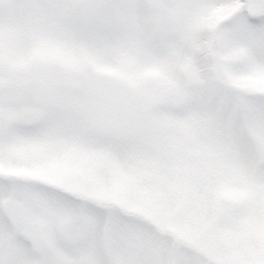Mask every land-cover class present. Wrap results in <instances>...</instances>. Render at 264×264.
<instances>
[{
  "label": "snow or ice",
  "instance_id": "6c2138e0",
  "mask_svg": "<svg viewBox=\"0 0 264 264\" xmlns=\"http://www.w3.org/2000/svg\"><path fill=\"white\" fill-rule=\"evenodd\" d=\"M0 264H264V0H0Z\"/></svg>",
  "mask_w": 264,
  "mask_h": 264
}]
</instances>
